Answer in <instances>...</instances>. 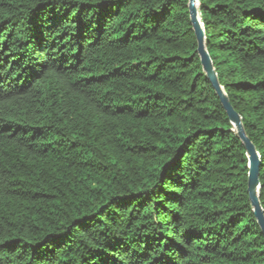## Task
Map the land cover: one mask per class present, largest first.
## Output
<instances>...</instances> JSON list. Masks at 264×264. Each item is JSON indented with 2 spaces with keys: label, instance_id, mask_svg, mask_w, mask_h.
Instances as JSON below:
<instances>
[{
  "label": "trees",
  "instance_id": "16d2710c",
  "mask_svg": "<svg viewBox=\"0 0 264 264\" xmlns=\"http://www.w3.org/2000/svg\"><path fill=\"white\" fill-rule=\"evenodd\" d=\"M188 2L0 0V264H264ZM198 11L264 212V0Z\"/></svg>",
  "mask_w": 264,
  "mask_h": 264
},
{
  "label": "water",
  "instance_id": "95a60500",
  "mask_svg": "<svg viewBox=\"0 0 264 264\" xmlns=\"http://www.w3.org/2000/svg\"><path fill=\"white\" fill-rule=\"evenodd\" d=\"M188 9L190 15V22L197 41V54L200 57L203 72L210 81L215 90L224 111L226 112L230 123L233 126V131L237 134L242 144L244 145L248 156V176H247V192L249 201L253 210V214L264 235V212L259 201V156L258 153L247 137L242 119L238 113L235 112L231 106L224 89L219 83L217 73L215 71L212 60L207 52L205 45V34L200 21L198 11V0H189Z\"/></svg>",
  "mask_w": 264,
  "mask_h": 264
}]
</instances>
